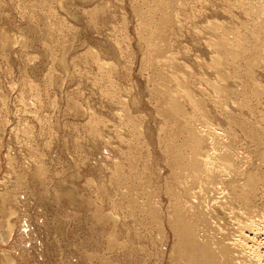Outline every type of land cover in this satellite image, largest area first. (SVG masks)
I'll list each match as a JSON object with an SVG mask.
<instances>
[{"label": "rangeland", "instance_id": "374dc122", "mask_svg": "<svg viewBox=\"0 0 264 264\" xmlns=\"http://www.w3.org/2000/svg\"><path fill=\"white\" fill-rule=\"evenodd\" d=\"M181 3L183 8L178 6L177 15L185 22L180 24L188 28L180 25L182 28L171 31L166 56L174 55L175 59L158 62L156 68L147 61L149 50L143 37L149 35H143L139 25V14L145 13L142 0H0V224L9 219L14 228V237L2 243L4 247L0 243V264H172V247L178 243L167 221L175 213L171 211L175 203L172 194L181 196L184 184L199 191L193 177L199 169L192 164L191 155L201 156L210 148L195 146L185 129L186 118L170 105L171 95H177L186 108L185 116L196 120L195 128H203L200 122L206 124L200 111L194 115L181 88L175 87L173 77L170 79L175 72L186 76L189 71L191 78L195 75L191 80L196 79L192 82L195 88L205 90L199 99L211 127L234 145L239 153L237 163L247 172L253 167L264 183V160L260 157L264 145L250 143L240 130H235L237 136L232 141L235 135L231 138L225 132H234L229 128L227 110L237 111L235 115L240 110H231L227 98L214 100L218 95L213 96L212 85L205 83L203 89V82L197 79L202 73L219 79L217 70L202 65L213 55L208 37L202 38H214L209 31H202L206 22L238 26L248 35L250 28L264 23L261 0ZM230 4L240 8L230 14ZM241 21L247 25L237 24ZM195 31L202 34V41ZM5 37L11 41L5 43ZM251 44L248 42V49ZM197 62H203L202 66ZM262 62L264 65V59ZM257 74L264 87V74ZM249 82L246 84L251 87ZM258 110L246 120H252L254 126L259 123L262 129L257 128L262 131L264 112ZM241 174L229 176L231 180L238 176L243 182L240 176L246 174ZM225 179L224 185L230 180ZM261 183L260 189L264 186ZM227 190L222 200H226ZM261 190L253 207L259 214L264 211V187ZM26 195L29 200L22 214L30 223V235L21 237L17 230L21 197ZM235 204H228L234 206L233 213L228 210L226 216L224 209L226 215L222 212L223 218H216L223 229L221 232L216 227L220 234L213 226L205 233L216 231L220 237L216 240L222 244L233 239L246 241L247 251L255 246L264 263V229L254 231L239 222L236 218L241 211ZM258 224L263 226L264 222ZM238 252L242 257L241 250ZM242 260L237 263L242 264Z\"/></svg>", "mask_w": 264, "mask_h": 264}, {"label": "bare ground", "instance_id": "6f19581e", "mask_svg": "<svg viewBox=\"0 0 264 264\" xmlns=\"http://www.w3.org/2000/svg\"><path fill=\"white\" fill-rule=\"evenodd\" d=\"M180 1L182 2L183 0H180ZM180 1L179 0H142V5H143V8H145V13L140 12L139 15H140V19H141V24H139V25H141L143 35H149V38L143 37V40H145V42L147 44V47H148L147 49L149 50L147 61L150 62V63L148 62L149 64L156 66V68L158 66V62H162V64H163L165 62L167 63V61H169V60L172 62V60L175 59V58H172V56H174V55L170 56V58H169V56H166V53L169 51L170 45H171V42H170L171 38L169 36V34L172 33L171 31L174 29L176 30V27L182 28L183 26H186V25L182 26L180 24V22L183 23V21L179 20L178 15H177L178 10L180 8L181 9L183 8V4ZM184 1L186 2V0H184ZM224 1H228V0H224ZM229 1H231V0H229ZM181 4H182V6H181ZM228 6H229L228 9H230V10H228V11H230V14H232V12H233V10H235V8H240L239 6H234L232 4H230ZM255 7L258 9V5H255ZM192 9H191V11H192ZM248 9L250 10V7H248L246 9L247 13H248ZM259 9H260V12H262L261 18L264 19V0H261V4L259 5ZM188 10H186V11L188 12ZM197 15H198V13L195 16H197ZM200 16L201 15H199V17ZM189 19L190 18L188 17V19H187L188 22L191 21V20L189 21ZM191 19H193V17ZM197 20H198V18H197ZM217 22H215V21L212 22L211 20H209L208 22H206L205 27L203 25L205 30H203L204 28L202 27L203 28L202 31H204V32L209 31L211 33L210 34L211 36L214 35V38L209 37L208 35L206 36L205 33L203 34L205 36H202V38L208 37L206 40H209L208 43H210L209 44L210 49H213V51H211V52H213V55H212L210 61H207V60H206L207 62L204 61L205 65L203 62H201V63H203L202 65L204 67H209L211 70L214 69L213 71L217 70L216 73L218 74L219 79H217V78L212 79L211 76L210 77L205 76V74L208 75V73L199 74L197 71L196 72L200 76H197L199 78H197V77L196 78L203 82V83H200L201 86H203L205 83H207L208 85H212V91L215 92V94L212 92L214 94L213 96L215 97L216 93L218 95L215 97L214 100L217 101L219 98L218 99H216V98L219 96L221 97V99L223 97L225 99L227 98L229 100V102L227 100L229 106L231 105V107H230L231 110L235 109V107H236V110H240V113L237 115L234 114L237 111L234 112L235 110H233V111L227 110L228 114L231 116V118H229V119H231L230 123H229L230 124L229 128L232 127L234 132H232L231 130H228V132L227 131H225V132L227 133V135H229V133H230L232 135V136L230 135L231 138H234L233 135H235V138L232 141H235L236 136H237V133H235V130H240L243 133V135L248 137V140H250L249 141L250 143L253 142L256 145L263 147L262 145H264V129L261 131L262 128L260 127L261 125L259 123H257V122L255 123L256 125L259 124V126H256V125L254 126L253 124L250 123V122H252V120L251 121L249 120L250 122H248L246 120V117L248 115H250L249 117H251L252 114H254L255 111H257L258 109L261 110V112L262 111L264 112V101H263V99H264V87H263V85L260 84V82L258 80V74H257V73L264 74V65L262 62V60L264 59V23L261 21L260 24H257L258 25L257 28H254V29L250 28L249 34L244 35L242 33V30L238 29V26H237V29H235L234 26H230L229 24H228L229 27L226 25H225L226 26L225 27L224 25H221L222 22H220V23H217ZM237 24L245 26V25H247V21H241L240 23H237ZM189 26L191 27V25H189ZM194 26L192 24V28H193L192 30H195ZM186 28H188V27L186 26ZM196 29H199V27H197ZM144 31H148V33H144ZM173 32H175V31H173ZM195 32H193V33H195ZM196 33L198 34V32H196ZM251 33H255L256 35H251ZM200 34L201 33H199L198 35H200ZM206 34H208V32ZM201 35L199 36V38H201ZM7 38L5 39V43H7L8 41H11L9 38H8L9 40H7ZM175 38H176V36H175ZM196 38H197V36H196ZM202 38L200 39L201 41H202ZM200 40H197V41L199 42ZM186 41H187V39H186ZM248 42H252L251 47H249V49H248ZM194 44H196V43H194ZM199 44H202V43L199 42ZM204 45H206V44H204ZM245 50H248V52H246ZM176 52H178V51H176ZM163 56H165V59L160 58ZM238 57H240V60L237 61ZM198 61H200V60L198 59ZM173 63H175V62H173ZM197 63H200V62H197ZM201 63H200V66H202ZM177 64H176V66H178ZM100 65H102V62ZM170 65H172V64L170 63ZM196 66H198V65H196ZM238 66L240 67V69ZM160 68H163V67H160ZM185 69L183 68V70H185ZM192 69L193 68L191 67V70ZM227 69L230 70L229 73L226 72ZM187 70H185V71L187 72ZM191 70H190V72H191ZM196 70H198V69H196ZM257 71H259V72H257ZM243 72L245 73L244 77L246 76V78L243 77ZM175 74H176V72H175ZM175 74L170 76V79L172 77L174 78L175 81L173 80V82L176 83L175 87L181 88V91L183 92V96L185 97L186 102L188 104H190L191 107L193 108L192 111H194V115H195L196 111H198V112L200 111L199 113L201 114V117H203V120H205L206 124H202L200 122L199 124H201L203 128L202 129L195 128V127H197L195 124H193L195 119L192 116H189V114H187L185 116L186 108H185L184 104L179 100L177 95H176L177 97L175 95H171L170 105L172 106V108H174L176 110L175 112L177 114L186 118L185 129L188 132L189 139L195 143V146L198 148H204V147L208 148V146H209L210 148H208L209 150H207L206 153L202 154L201 156H197L196 153H193L191 155L192 164L199 169V172L193 174L194 180L199 184V191L196 192L193 190V188L191 186L184 184L181 187V191H180L181 196H177L175 194H172L175 197V199H174L175 203H173V205L171 206L172 207L171 211H174L175 213H173L174 215L171 213L173 216L171 219H167V221L169 223V225H168V223H167V225L169 226L170 230L172 229V233L175 234V237L177 238L178 243L173 241L175 244H174V248L172 247V249H174L173 250L174 252L172 253L173 259L171 262H172V264H238V263L240 264L241 261L238 263H237V261L243 259L244 261L243 260L242 261L245 262L244 264H264L262 262V259H261L262 255H260L262 253L259 254L258 250L254 249L255 246H253L252 248L249 247L250 253H249V251H247L248 248H245V246H246L245 242L246 241L244 242L240 239L231 238V239H233L232 240L233 242L230 241V243H227L226 242L227 240H226V241H224V244H222V242H221L222 240H219V241L216 240V239H220V237L217 238L218 236H216V233L219 230L221 231V229H222V227H220L221 228L220 229L219 228L220 225H218L219 219L221 220L223 218V216L226 215L225 214L226 210H227L226 216H228V214H230L231 209H232V213H233L234 206L231 207L228 204L236 203L235 206L237 204H239L237 206H238L239 210L241 211V213L238 215H240L241 217L239 216V218H236V217L235 218L238 219L239 222H241V220H242L243 225L245 224L246 226H249L250 229H253V230L257 229L258 231H260V229L261 230L264 229V224H263V226H259L260 224H258L260 222V220H261V222L262 221L264 222V211L263 212L261 211L262 213L260 212V214H259L257 212L258 210L255 211L256 209L254 210V208H253L255 205L254 204L255 198H257L259 193L262 191L261 189L264 187L263 186L264 185L263 178L257 171L252 169L253 167L251 168L252 171L249 170V172H247L248 169L244 170V168H242V166L239 164V161L237 163L236 154H239V153L236 152V149H235L233 144H229V142H231V141L227 140L228 141V143H227L225 141V139L223 140L222 134L217 132L218 129L216 130L213 127H211V125H210L211 122L209 121V119L207 117L208 113H207V111H205L203 101L199 99V95H202L203 91H205V90H203L201 92V90H199L198 86H197V88H195L194 86H196V85H194L195 83L193 84L192 82L193 81L195 82L196 79L191 80L194 78L195 75L192 78H191V75H190V77H188L187 75H189V71H188L186 76L183 74L181 75L180 73H179L180 76L175 75ZM212 75H214V73ZM213 78H215V77L213 76ZM247 80L252 82L253 85L250 84L251 87L248 84H246L247 82H249ZM245 81H247V82H245ZM200 84H199V86H200ZM238 84L242 85V87L241 88L237 87ZM201 86H200V88H201ZM204 87H205V85L203 86V89H204ZM207 89H209V88H207ZM253 99H254V101H253ZM223 115H226V114L224 113ZM263 116H264V113H263ZM95 120H97V119H95ZM254 120H256V119H254ZM263 120H264V118H263ZM95 122H97V121H95ZM93 124L98 125V123L97 124L93 123ZM207 124H209V125H207ZM95 127H98V126H95ZM257 127L261 128V129L259 130V128H257ZM215 128H217V127H215ZM95 129H97V128H95ZM95 129H94V131H95ZM201 130L203 132L206 131V134H204ZM199 131L202 132L203 134H200ZM92 132H93V129H92ZM207 132H208V135H207ZM93 134H95V133L93 132ZM93 136H96V135H93ZM229 140H231V139H229ZM233 143L235 144V142H233ZM262 150L260 151V152H262V153H260V157H261V159L264 160V150L263 151ZM38 167H40V166H38ZM41 167H43V166H41ZM39 169H37V170H39ZM42 170H41V172L43 174L44 172ZM39 173H40V170H39ZM237 173H238V175L241 173L246 174V176L245 175L240 176L241 178L243 177V182H241L242 179H240L241 181L238 179V176L235 177L236 179L233 177L234 179L231 180L232 177L230 178L229 175L234 176L233 174H235V176H236ZM38 174H37V176H38ZM42 174L39 175V176H41V178H42ZM244 176H245V179H244ZM226 177H229L230 180L227 179L228 183H226L227 185L225 184L226 185L225 186L223 183H224V179ZM261 181L263 183V185H261V186H263V187L260 189ZM222 184L225 187L221 186ZM64 185H66V184H64ZM226 187H228V188H226ZM227 189L230 190L229 196H231V197H229V196L227 197V194H229V193H226L228 191ZM224 191H226L225 197H224V199L226 198V200H222V197H223L222 194ZM221 195H222V197H221ZM192 197L194 198L193 199L194 201L193 200L191 201ZM22 198H23V196L21 197V205H20V213L21 214L19 215V228L17 231H18V235L21 233L22 234L21 237H26V234L30 235L29 234L30 232H28V231H30V226H29L30 223L28 220H26L23 217L24 214H22V213L26 209V208L24 209V207L26 204H28V200H29L28 198L29 197L26 195L24 197V199H22ZM195 199H196V201H195ZM224 201H226V202H224ZM226 203H228L227 206H225ZM213 204H215V205H213ZM216 204H219L220 206H222L224 208H221V207L217 206ZM228 206L231 208L229 209ZM2 208L3 207H1V209ZM217 208H220L223 210L221 211L220 209H218L220 211H218V210L216 211ZM250 208L253 211H251ZM224 209H225V211H224ZM244 209H245V211L248 210V212H245ZM228 210L230 211L229 213H228ZM12 211H10V212L13 213ZM98 211H100V210L98 209ZM18 212H19V210H18ZM222 212H223V214H222ZM165 213H164V215H168ZM220 213L223 215V216L221 215L222 217L220 216ZM162 215H161V217H162ZM245 215H247V216H245ZM235 216H237V215H235ZM159 217L160 216H158V218ZM169 217H167V218H169ZM230 217H232V216L230 215ZM162 218L164 219V217H162ZM216 218L217 219L219 218L218 221H216L217 220ZM235 218H234V220H235ZM4 219H6V218H4ZM5 221H3L5 223V225L3 222H2V224H0V226H1L0 227V243H1V245H2V243L7 244L10 241V238L14 237L13 236L14 235V228L11 227L13 225L12 224L9 225V223H8L9 219L6 222ZM235 222H238V221H235ZM239 222H238V225H240ZM212 226L215 227V228H213V231L217 228L219 230L217 229L216 230L217 232L215 231L214 233L210 230L212 232L211 234H213L211 236V235H209L210 231H209V233H205V232L208 231L207 229L209 227H210L209 229H211ZM10 227L12 228L11 230L9 229ZM242 229H243V227H242ZM250 229H248V230H250ZM235 230H233V231H235ZM220 231H219V234H220ZM247 232H249V231H247ZM224 233H223V235H225V237L227 239L228 237ZM260 233H262V232H260ZM257 234H258V232H257ZM263 234H264V232H263ZM219 236H221V235H219ZM231 237H233V236H231ZM231 239H228V240H231ZM174 240H175V238H174ZM223 240H225V239H223ZM225 243H227V244H225ZM261 244H263V243H261ZM248 245H247V247H248ZM4 246L2 245L1 247H4ZM18 246L21 247L22 243L21 242L18 243ZM241 246L243 247V251L240 248ZM239 248L241 250V254H243L242 257L238 255V254H240L238 252V251H240ZM5 249H7V248H5ZM243 262H242V264H243ZM7 263H8V261H7ZM22 263H24V262H22Z\"/></svg>", "mask_w": 264, "mask_h": 264}]
</instances>
